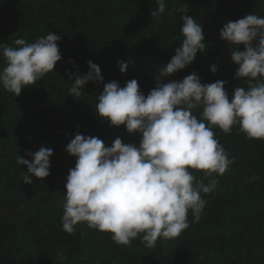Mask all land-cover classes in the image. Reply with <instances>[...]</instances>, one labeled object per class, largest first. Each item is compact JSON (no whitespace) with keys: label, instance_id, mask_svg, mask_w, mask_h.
<instances>
[{"label":"trees","instance_id":"trees-1","mask_svg":"<svg viewBox=\"0 0 264 264\" xmlns=\"http://www.w3.org/2000/svg\"><path fill=\"white\" fill-rule=\"evenodd\" d=\"M164 14L153 18L156 0H0V44L14 46L16 38L29 43L54 32L61 61L19 97L0 86V95L27 110L33 119L31 130L10 135L0 130V154L14 148L32 153L51 148L50 175L43 181L32 178L17 204L24 207L35 197L53 193L64 200L65 184L75 158L65 148L79 132L98 137L106 146L116 138L139 145V134H129L124 126L110 127L99 118L95 105L104 84L116 81L124 87L136 79L145 96L155 88L154 76L181 46V15L176 9L187 5L189 16L203 26V53L194 62L164 82L182 81L204 69L202 84L226 82L231 98L237 86V66L231 47L219 36L223 25L248 14L264 16V0H165ZM243 51V48L240 49ZM88 61L101 68L104 84L90 82L80 97L68 94L73 83L68 73L86 75ZM129 63L121 74L118 62ZM4 64L0 56V65ZM219 71L213 74L212 65ZM199 115V111L197 116ZM27 117L0 101V125L16 130L27 127ZM216 138L234 159L216 189L204 195L207 201L198 222L189 213L190 227L173 241L145 248L140 239L130 247L117 246L109 234L79 225L74 234L62 230L63 209L51 201H41L21 219L0 220V264H264V142L252 141L234 127L225 135L214 129ZM21 153L0 158V208L8 209L24 183L17 165ZM29 159V158H28ZM197 181L202 173L195 172ZM205 183L208 181L205 180Z\"/></svg>","mask_w":264,"mask_h":264},{"label":"clouds","instance_id":"clouds-1","mask_svg":"<svg viewBox=\"0 0 264 264\" xmlns=\"http://www.w3.org/2000/svg\"><path fill=\"white\" fill-rule=\"evenodd\" d=\"M153 18L165 13V0H156ZM181 15V46L171 60L154 76L156 86L145 96L138 81H127L124 87L116 81L104 84L99 65L88 61L86 75L68 73L73 83L68 94L80 97L90 83L104 84L96 97L95 112L110 127L124 126L139 134V145L116 138L106 146L98 137L77 132L65 151L75 158L65 184L62 230L74 234L77 226L86 225L109 234L117 246L130 247L140 239L145 248L177 239L189 227L188 216L198 222L206 206L203 198L218 186L234 159L216 138L214 129L225 135L234 127L246 139L264 142V16L248 14L229 21L219 31L222 41L232 49L231 60L237 66V86L231 98L226 82L217 80L202 84L192 72L182 81L164 82L167 77L190 66L206 48L203 26L189 16L187 5L176 9ZM54 32L29 43L16 38L14 46L0 44V86L19 97L54 71L62 57ZM243 48V51L240 49ZM121 74L128 62L119 61ZM210 71H219L212 65ZM199 110V115L194 111ZM27 157L19 156L23 165L24 185L32 177L43 181L50 175L53 150L41 147ZM195 172L202 173L197 181ZM208 182L205 183L204 181Z\"/></svg>","mask_w":264,"mask_h":264},{"label":"water","instance_id":"water-1","mask_svg":"<svg viewBox=\"0 0 264 264\" xmlns=\"http://www.w3.org/2000/svg\"><path fill=\"white\" fill-rule=\"evenodd\" d=\"M204 69L198 71L196 74L199 75L201 74V72ZM0 101L10 107H13L17 110H19L21 113H23L26 117H27V127L23 130H16V129H11L8 127H4L2 125H0V130L8 133L10 135H22L24 133H27L31 130L32 126H33V119L31 114L25 110L24 108H22L21 106H19L18 104L8 101L5 98H3L0 95ZM199 110L194 111V115L198 114ZM28 152H30L29 150L26 149H22V148H14V149H10L6 152H3L0 154V158L7 156V155H11L13 153H21L26 155ZM29 159H31L30 157H28ZM33 178V177H32ZM29 185H23L21 191L18 193L17 197L15 198V200L13 201L12 205L8 208V209H1L0 208V220L3 221H13V220H18L21 219L26 213H28L34 206H36L39 202L41 201H51L54 202L56 205H58L59 207H61L63 209V199L61 197H59L56 194L53 193H45V194H41L37 197H35L33 200H31L29 203H27L24 207L18 209L17 208V204L19 202V200L21 199L23 193L26 191L27 187ZM86 226V225H85Z\"/></svg>","mask_w":264,"mask_h":264}]
</instances>
